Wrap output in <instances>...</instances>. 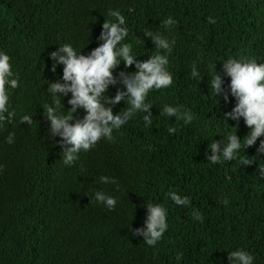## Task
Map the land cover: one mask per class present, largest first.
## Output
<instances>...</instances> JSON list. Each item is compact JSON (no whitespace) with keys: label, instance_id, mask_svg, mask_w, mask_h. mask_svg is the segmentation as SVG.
<instances>
[{"label":"trees","instance_id":"trees-1","mask_svg":"<svg viewBox=\"0 0 264 264\" xmlns=\"http://www.w3.org/2000/svg\"><path fill=\"white\" fill-rule=\"evenodd\" d=\"M112 11L125 17L122 43L139 61L156 48L145 31L175 39L167 66L173 83L149 92L150 126L148 113L137 112L112 140L101 138L69 166L64 152L72 145L50 131L43 107L53 103L51 85L64 83L62 64L51 71V53L68 43L89 55L102 43L103 24L117 22ZM167 18L176 23L165 28ZM0 51L19 78L9 101L16 116L0 127V264H228L229 251L238 249L264 264V154L257 156L264 135L238 154L250 165L208 161L211 142L223 149L228 134L243 140L249 132L242 117L223 119L235 98L215 97L210 81L216 64L227 86L229 57L264 64V0H0ZM194 66L198 78L191 76ZM121 71L137 69L121 63L106 96L125 90ZM71 98V92L57 98L65 114ZM165 105L191 110L192 122L161 115ZM127 107L122 100L113 111ZM85 114L78 108L71 123ZM23 115L31 125L20 122ZM102 175L116 182L105 184ZM97 191L115 197L116 206L97 201ZM170 192L191 203L176 205ZM148 203L167 209L168 229L155 246L139 231L146 229Z\"/></svg>","mask_w":264,"mask_h":264},{"label":"clouds","instance_id":"clouds-1","mask_svg":"<svg viewBox=\"0 0 264 264\" xmlns=\"http://www.w3.org/2000/svg\"><path fill=\"white\" fill-rule=\"evenodd\" d=\"M117 22L106 21L103 24V32L100 36L102 43L85 55L78 52L71 44L60 45L58 52H52L51 57L56 63L52 65V72L56 71L58 65L63 67L64 83H53L49 89L53 103L44 105L45 116L51 122L50 131L62 137L63 142L72 145L66 149L64 163L72 166L79 160V154L89 151L101 138L112 140L113 131L120 129L137 112L148 113L143 117L145 126L152 124L150 109L152 105L146 102L149 92L153 89L167 88L173 83V76L168 71V55L174 46L175 39L169 34L161 35L159 32L145 31V35L151 37L156 45L155 50L149 55V60L139 61L132 54V45L122 43L128 36V28L125 17L119 11H112ZM215 22V21H211ZM176 22L167 18L163 21L165 28L171 27ZM10 56L0 51V127L5 121H10L16 116L14 110H10V90L19 86V78L12 70ZM123 63L125 67L135 64L137 69L134 73L119 72V82L125 90H117L114 98L108 93L109 87L116 85L118 80L114 76V70ZM216 64L212 66L211 92L215 97L222 98L225 102L229 97L235 98V107L227 112L223 119L239 121L242 117L249 128L248 134L241 140L237 132L227 135L225 146L221 149L219 143L214 140L210 143V151L214 153L208 156L212 164L223 163L228 160H238L244 166L250 165V161L239 156L240 150L253 146L257 139L264 135V64L257 63L254 59L232 58L224 60L223 69L230 82L225 87L224 78L215 71ZM192 77H200L199 71L194 66ZM72 93L68 101L72 108L65 112L61 111L62 96ZM124 100L128 105L127 110L115 114L113 107ZM63 106V105H62ZM85 110L82 119L73 121V114L78 108ZM161 115L170 117L175 115L177 119L190 124L193 120L191 110L181 111L179 107L165 105ZM20 122L32 124V117L23 115ZM238 128V127H236ZM168 132L174 133L176 129L169 127ZM13 134L7 137L9 144L13 143ZM264 154V140L260 142L257 156ZM2 170V167H0ZM259 174L264 177V165H259ZM105 183H115L114 178L101 176ZM170 199L176 204L185 206L191 203L189 197L183 198L176 192L169 193ZM97 201L106 204L113 209L117 200L115 197L102 191L95 193ZM228 204V200H224ZM149 215L146 229L139 231L144 234L145 243L155 246L161 240L168 229L167 209L162 204L148 203ZM197 220H202L200 213L194 212ZM228 264H254V257L244 249L231 250L228 255Z\"/></svg>","mask_w":264,"mask_h":264}]
</instances>
